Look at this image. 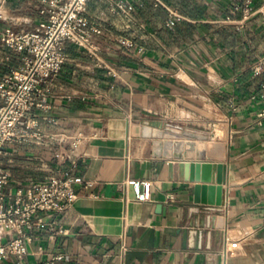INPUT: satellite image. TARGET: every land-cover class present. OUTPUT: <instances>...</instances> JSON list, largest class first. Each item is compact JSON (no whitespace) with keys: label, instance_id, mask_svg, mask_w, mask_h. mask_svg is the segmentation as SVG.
Here are the masks:
<instances>
[{"label":"crops","instance_id":"crops-1","mask_svg":"<svg viewBox=\"0 0 264 264\" xmlns=\"http://www.w3.org/2000/svg\"><path fill=\"white\" fill-rule=\"evenodd\" d=\"M128 1L145 26L136 44L119 42L109 2L91 0L104 28L100 51L70 44L49 108L36 110L50 132L67 136L68 157L37 144L2 154L6 205L19 188L68 170L91 183L76 185L64 212L35 214L43 225L29 229L23 264L57 255L55 264H264V64L254 70L264 62V0ZM2 7L3 27L29 30L49 18L42 0ZM23 62L0 40V77ZM168 141L186 145L172 152ZM193 161L225 164L224 204L196 201V184L217 185L218 168L198 182ZM130 179L151 180V198L138 199Z\"/></svg>","mask_w":264,"mask_h":264},{"label":"built area","instance_id":"built-area-1","mask_svg":"<svg viewBox=\"0 0 264 264\" xmlns=\"http://www.w3.org/2000/svg\"><path fill=\"white\" fill-rule=\"evenodd\" d=\"M42 1L49 3V18L36 28L17 30L0 24V40L7 47L22 53L24 60L21 68L0 77V264H23L21 259L29 251V229L43 225L41 221L34 220L35 214L39 211L64 212L78 198L76 185L91 184L82 175L68 170L65 174L19 188L10 205L2 201L1 189L10 176L2 162L6 147L12 144H37L52 148L59 158L68 157L67 136L50 132L36 110L49 108V97L67 61L70 44L81 45L94 55L100 51L97 38L104 28L93 21L88 11L91 0ZM103 1L109 2L112 14L121 21L117 25L122 33L119 42L133 47L141 33L145 32V26L134 16L132 4L128 0ZM244 10L245 17H248L252 12L249 3ZM168 25H175L173 17ZM144 50L145 47L141 46L140 51ZM263 64V61L259 62L254 70L262 72ZM260 96L264 99V83ZM260 114L264 115V107ZM48 123L54 125L58 122L49 119ZM79 139L76 137L75 144ZM129 183L134 186L138 199L151 198V180L130 179ZM169 197L173 198V194ZM237 244L232 242L230 246L236 247ZM13 256L17 259L12 260ZM60 257L57 255L42 264H55Z\"/></svg>","mask_w":264,"mask_h":264},{"label":"water","instance_id":"water-1","mask_svg":"<svg viewBox=\"0 0 264 264\" xmlns=\"http://www.w3.org/2000/svg\"><path fill=\"white\" fill-rule=\"evenodd\" d=\"M191 179L204 181L213 180V170L217 167V177L214 179L217 182L215 184H202L197 183L195 186V198L196 201L207 202L211 205L220 206L224 204V182L226 180L225 164L218 163L217 166L213 162L206 161H193L191 162ZM207 189H209V194L207 195Z\"/></svg>","mask_w":264,"mask_h":264},{"label":"bare ground","instance_id":"bare-ground-1","mask_svg":"<svg viewBox=\"0 0 264 264\" xmlns=\"http://www.w3.org/2000/svg\"><path fill=\"white\" fill-rule=\"evenodd\" d=\"M216 132V136H221L222 135V131L221 130H219L218 128L215 130ZM199 136V135H198ZM201 137V136H200ZM185 145H186V142H183V141H181L179 144H178V146H175V145H173L172 144V142L171 141H168V148L172 151V152H177L179 149H182V148H184L185 147ZM198 145V144H197ZM199 146V145H198ZM170 151V152H171Z\"/></svg>","mask_w":264,"mask_h":264},{"label":"rangeland","instance_id":"rangeland-1","mask_svg":"<svg viewBox=\"0 0 264 264\" xmlns=\"http://www.w3.org/2000/svg\"><path fill=\"white\" fill-rule=\"evenodd\" d=\"M0 14H1V15H6V14H7L6 9H4L3 7L0 8Z\"/></svg>","mask_w":264,"mask_h":264}]
</instances>
